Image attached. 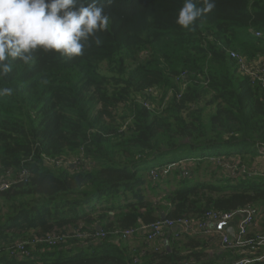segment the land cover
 Masks as SVG:
<instances>
[{"label": "trees", "instance_id": "obj_1", "mask_svg": "<svg viewBox=\"0 0 264 264\" xmlns=\"http://www.w3.org/2000/svg\"><path fill=\"white\" fill-rule=\"evenodd\" d=\"M182 4L100 0L110 27L97 33L99 46L73 59L37 50L29 64L8 61L12 71L0 87L14 91L0 98V178L12 181L24 167L31 177L0 191V249L54 229L106 236L39 244L30 247L31 257L0 255V264H233L244 257L242 251L235 258L207 257L210 240L202 234L182 231L177 238L172 230L148 243L138 232L133 240L139 245L115 234L162 214L198 220L208 211L251 206L264 234V85L243 74L229 53L264 56V0H215L195 31L176 24ZM104 63L115 74H105ZM184 71L190 79L179 98L177 77ZM150 88L160 90L147 97L157 103L153 109L140 100ZM208 96L214 111L206 118L199 104ZM82 148L87 163L77 166L45 159L70 161ZM212 156L263 173L234 177L215 164L220 175L197 178ZM185 159L188 166L157 180L148 176L152 168ZM171 180L177 187L158 194Z\"/></svg>", "mask_w": 264, "mask_h": 264}, {"label": "built area", "instance_id": "obj_2", "mask_svg": "<svg viewBox=\"0 0 264 264\" xmlns=\"http://www.w3.org/2000/svg\"><path fill=\"white\" fill-rule=\"evenodd\" d=\"M261 34V31H256V35L260 36ZM229 53L232 58L237 60L239 70L243 74L250 76L253 83L261 82L264 85V56L249 59L235 50L229 49ZM189 79L190 76L186 71L182 72L177 77V81L181 87L179 98H181L184 89L188 85ZM159 93L160 90L158 88H150L146 91V96L141 97L140 100L142 99L143 104L148 109H153V102L151 99H147V97L150 95L158 96ZM171 93L172 90L170 89L168 95H171ZM259 150L261 154H264V145L260 146ZM83 156L84 148H82V152L78 158L71 157L70 161L50 156H46L45 159L54 166L68 164H71V166H77L78 164H81L83 160L85 161ZM208 160L216 165H222V168L229 170L234 177L244 174L255 176L263 173L258 169L250 171L248 167L239 160H229L225 156H212L208 157ZM188 163L189 161L185 159L161 167H155L149 171L148 176L152 180H157L160 174H170V172L177 169L179 165L188 166ZM183 174H187V170H183ZM30 177V170L24 167L18 174H14L12 181H9L11 176L0 178V191H6L13 183L27 181ZM235 218L237 219V230L233 232L229 228V223ZM257 227L258 223L252 207L246 206L230 212L208 211L198 220H192L189 217H180L177 219L164 218L141 227L117 230L115 231V234L121 235L124 239H131L136 236L138 232L144 231L147 236V242L150 243L158 238H165L168 232L172 231L173 228H177V230H175V237L177 238L180 237L182 231L191 234H203L207 237L215 236L219 240L223 249H239L245 255L244 257L236 259L233 264H264V234L259 232ZM105 236V232L93 234L91 232L75 231V229H68L66 232L59 230L43 235H35L27 240H18L13 244L1 248L0 255L31 257L33 255L31 249H34L39 244L54 246L69 238L94 237L95 239H99Z\"/></svg>", "mask_w": 264, "mask_h": 264}, {"label": "clouds", "instance_id": "obj_3", "mask_svg": "<svg viewBox=\"0 0 264 264\" xmlns=\"http://www.w3.org/2000/svg\"><path fill=\"white\" fill-rule=\"evenodd\" d=\"M214 8L215 0H183L176 24L195 31L198 19ZM109 27L100 0H0V78L12 71L8 61L29 64L37 50L68 59L83 56L86 47L102 43L97 33ZM13 91L0 87V98Z\"/></svg>", "mask_w": 264, "mask_h": 264}, {"label": "rangeland", "instance_id": "obj_4", "mask_svg": "<svg viewBox=\"0 0 264 264\" xmlns=\"http://www.w3.org/2000/svg\"><path fill=\"white\" fill-rule=\"evenodd\" d=\"M103 69H102V71L105 73V74H115V72H113V71H110L109 69H108V66H107V63H104L103 64V67H102ZM211 99V97H206V99L205 100H203V101H201L200 102V106H204L205 107V111H204V116L207 118V117H209V115L211 114V113H213V111H214V107L212 106V105H209V104H207L208 103V101ZM153 105H157V103L156 102H154L153 103ZM192 106H196V105H194V104H192ZM123 107H124V104L122 103V104H120L119 105V108H117V111H118V116H117V118H118V120L119 121H122V120H124V118L122 117L124 114H123V111H124V109H123ZM189 113V111L188 110H186L185 112H184V115H187ZM74 155V154H73ZM264 159V158H263ZM263 162H264V160H263ZM208 163V162H207ZM205 164V163H204ZM203 167V166H202ZM202 167H200V169L202 168ZM205 168L206 169H209V173H211L212 171H213V173H216V175L218 176V175H220V170L219 169H217V168H215V167H210V165H206L205 166ZM262 168L264 169V165L262 166ZM200 169H199V173H197V178H200V179H206L205 177H203V175H201V171H200ZM213 169V170H212ZM217 169V170H216ZM203 172H205V171H203ZM144 176L146 177V173L144 172ZM175 182H177V181H175ZM162 185H164V184H162ZM161 189V188H160ZM159 194H161V193H159ZM147 197H149V199H154L155 198V194L154 193H152V192H148V194H147ZM69 229H74V228H69ZM263 231V228L261 227V225H260V227H258V231L259 232H262ZM55 231H59L58 229H54V230H52V231H50V232H55ZM216 238V237H215ZM240 254V253H242L239 249H235V250H228V249H223V248H221L219 245H214V247H212V249H211V252H208V253H206L207 254V257H214V256H217V255H230V256H232V258H235V256H237L238 254ZM230 256H228V257H230Z\"/></svg>", "mask_w": 264, "mask_h": 264}, {"label": "crops", "instance_id": "obj_5", "mask_svg": "<svg viewBox=\"0 0 264 264\" xmlns=\"http://www.w3.org/2000/svg\"><path fill=\"white\" fill-rule=\"evenodd\" d=\"M208 162V163H207ZM205 164H201V166H203V168L202 169H200V173H201V175H203V177H205L206 179H210V178H212L213 177V173L211 172V173H209V170H206V168H205V166L206 165H210V167H216L215 166V164H213L212 162L210 163V161L209 160H206L205 162H204ZM198 164H197V161L195 162V163H192L191 164V166L192 167H194V166H197ZM214 169V168H213ZM212 169V170H213ZM203 171H205V172H203ZM198 173H199V171H198ZM197 176V175H196ZM177 185H178V182H175V181H172L171 180V182L170 183H168V184H165V185H162L159 189H158V194L159 193H165V191H171V190H174L176 187H177ZM229 228L234 232V231H236L237 230V219L235 218L234 220H232L230 223H229ZM143 233H145L144 231H142V232H140V236L142 235ZM201 236H203V237H205V238H207L208 240H210V243H209V245H208V249H206V252L208 253V252H211V249H212V247H214V245H219L220 247H221V245H220V242H219V240L217 239V238H215V236H211V237H207L206 235H201ZM135 238H137V237H133L131 240H133V239H135ZM134 241V243L136 244V245H139L138 243L139 242H137V241H135V240H133ZM141 246H142V242L140 241V248H141ZM221 260V259H220ZM227 260L228 259H225L224 260V262H227Z\"/></svg>", "mask_w": 264, "mask_h": 264}, {"label": "water", "instance_id": "obj_6", "mask_svg": "<svg viewBox=\"0 0 264 264\" xmlns=\"http://www.w3.org/2000/svg\"><path fill=\"white\" fill-rule=\"evenodd\" d=\"M164 218H165V215L162 214V219H164ZM97 228L100 229V226H97ZM173 230H177V228H173Z\"/></svg>", "mask_w": 264, "mask_h": 264}]
</instances>
